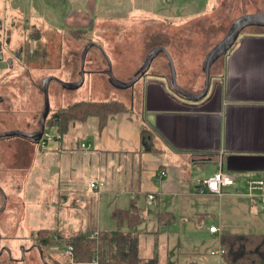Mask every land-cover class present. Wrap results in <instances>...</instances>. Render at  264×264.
<instances>
[{"label":"rangeland","instance_id":"rangeland-1","mask_svg":"<svg viewBox=\"0 0 264 264\" xmlns=\"http://www.w3.org/2000/svg\"><path fill=\"white\" fill-rule=\"evenodd\" d=\"M8 1L0 0V41L11 42L10 46L0 50V134L12 131L32 133L38 130L46 102L41 82L50 76H56L66 83L78 84L84 72L83 84L75 89H65L54 80L50 82V117L81 101L138 103L145 87L144 80L149 77L145 76L132 87L121 88L112 83L107 71H112L114 78L119 81H132L137 74L134 73L135 69L144 66L143 56L158 48L155 45L159 43L166 45L180 88L205 86L204 67L213 48L225 39L239 18L264 10V0H210L208 4L203 0L204 5L193 10L200 14L184 19L163 18L164 21H160L159 13L166 16L174 0H132L126 6L134 5L139 9L137 12L130 16L118 14L116 19L112 18L113 21L106 19V25L98 19L95 28L86 36L82 34L80 38H84V41L79 42V38L68 31L33 30V26L26 21L29 19L32 22L31 15H16L14 18L10 15L12 13L5 14ZM152 11H157V14ZM202 17L201 21L189 26L188 20ZM13 18L14 25L11 24ZM163 23L167 29L160 27ZM252 31L262 32L264 29L248 27L240 38ZM89 41L98 48L82 52L85 47L83 44ZM19 47L39 49L46 52L48 58L33 64L25 63V57L23 60L13 58L12 52ZM70 48L74 57H69ZM166 58L165 54L155 58L149 73L159 71L155 66L160 65L163 70L171 72ZM26 70L31 76L26 74ZM218 79L211 72L206 98L212 95ZM96 131V119L73 123L65 135L61 149L63 158L57 156L49 160L42 142L21 136L0 138V209L4 207L0 212V264H72L65 255L66 247L62 246L60 237L68 238L78 231H86L82 229L87 227L85 219L89 221L90 215L94 216V225L99 231L117 229L113 213L122 207L123 200L129 204L132 198L120 195V199L115 201V197L108 193L99 196L86 182L85 176L88 175L89 179L93 174L90 163H97L98 156L95 158L90 155L92 159L85 160L89 157L83 156L85 150L80 144L93 137ZM49 133L55 134V129L49 128ZM56 136L62 138L61 135ZM79 146L80 152L70 155L73 153L70 148L76 150ZM127 162L130 161L127 160L126 167H122L119 172L123 181L124 168L129 170ZM209 171H205L207 176L211 174ZM2 191L7 197L6 205ZM137 197L148 211L145 212V221L139 225V254L145 256L140 257L151 259L156 256L152 254L156 253L160 264H164L165 260L168 264H186L196 256L213 259L216 264H220L218 261L221 256H215L212 252L220 249L221 234L213 236L208 233L211 222L218 227L211 217L207 218L201 231H196V227L192 229L193 233H178L180 223H174L170 228L159 226L153 216L155 203L146 204L145 194ZM83 202L88 206L84 207ZM258 209L261 211L260 207ZM44 229L50 230L54 239L49 245L42 246L43 260L37 246L42 245L38 236L39 231ZM257 232L264 233V230Z\"/></svg>","mask_w":264,"mask_h":264},{"label":"crops","instance_id":"crops-1","mask_svg":"<svg viewBox=\"0 0 264 264\" xmlns=\"http://www.w3.org/2000/svg\"><path fill=\"white\" fill-rule=\"evenodd\" d=\"M130 1L132 0H9L5 14L12 13L10 15L14 18L16 15H31L32 22L25 20L29 21L28 24L35 31L44 29L57 33L68 31L72 34L73 31L82 30L86 36L95 28L98 19L105 24L106 19L113 21L118 14L130 16L137 12L139 9L134 5L133 8L126 6ZM209 1L206 0L207 4ZM203 5V0H174L168 8L167 17L159 13V20L192 17L200 14L193 10ZM153 14H157V11ZM14 18L12 25L15 24ZM203 18L188 20L189 26ZM166 26L165 23L160 24L163 29H167ZM255 28L264 29L251 27ZM159 46L166 48L161 43L155 45ZM147 56H143V62ZM166 62L169 63L168 58ZM155 69L159 71H148L146 77L149 78L144 80L145 87L138 103L125 102L127 112L111 116L101 134L97 130L93 137L81 142L80 146L82 143L89 145L88 149H84L83 156L89 157L85 160L98 156L97 163H90L93 174L89 179L88 175L85 176L90 189L97 191L99 196L102 193L111 194L115 201L120 199V195L131 196L132 202L127 204L128 201L123 200L119 209H128L135 202L142 211L144 221L145 212L148 211L137 200V196L145 194L146 204L155 203L154 218L158 220L162 212L175 214V223L181 225L178 233H193L196 227V231H201L209 217L218 223L221 234L226 231L258 233V230H264L263 204L243 192L250 177L264 179V31H252L239 37L228 54L212 66L211 72L220 81L217 80L212 95L201 101H190L173 92L169 87L171 72L163 70L162 65L155 66ZM203 87L186 86L183 90L196 93ZM144 125L153 132L154 144L159 152H142L140 132ZM52 135L54 136L50 141H41L45 145V155L48 160L56 159L57 156L61 159L64 156L61 149L65 136L60 138L56 134ZM80 146L76 150L70 148L73 150L70 155L80 152ZM127 160L130 161L127 162L129 170L124 168L123 181L119 172L122 167H126ZM139 169L141 172L138 176ZM220 169L238 177L235 186L228 188L223 196L198 194L199 182ZM207 170H210L209 176L205 174ZM160 171H166L167 176L159 184L155 178ZM138 178L141 182L137 192ZM92 181L104 182V186L91 188ZM86 188L89 189L87 186ZM150 193L155 194L153 201L148 200ZM83 204L84 207L88 206L84 202ZM71 205L72 209L74 200ZM93 218L90 215L89 221L85 219L87 227L82 230L87 231L90 225L95 226ZM210 224L215 225L213 222ZM139 227L137 231L141 234ZM208 233L218 235L210 231ZM152 255L157 256L156 253ZM190 260L188 264L217 263L213 259L196 256L193 261ZM218 262L223 264L222 258ZM164 264H168V261L165 260Z\"/></svg>","mask_w":264,"mask_h":264},{"label":"trees","instance_id":"trees-1","mask_svg":"<svg viewBox=\"0 0 264 264\" xmlns=\"http://www.w3.org/2000/svg\"><path fill=\"white\" fill-rule=\"evenodd\" d=\"M264 28V27H260ZM84 31L76 30L72 34L82 37ZM128 106L121 101H81L66 109L55 112L47 121L56 135L64 137L73 123H86L96 119L97 130L101 134L113 115L125 113ZM142 152H159L154 144V134L146 125L141 128ZM141 172L139 169L138 176ZM141 180L137 181V192ZM113 219L117 229L111 232L99 231L95 226L87 231H78L68 238H61L63 247L72 246V264H158L157 256L144 259L139 254V232L137 228L144 221L141 209L134 203L128 209H116ZM177 221L173 212H162L158 216L161 227H169ZM96 233L97 236H93ZM41 247L47 246L53 239L50 230L39 231ZM58 238V237H57ZM223 250V264H264V233H242L226 231L220 237Z\"/></svg>","mask_w":264,"mask_h":264},{"label":"water","instance_id":"water-1","mask_svg":"<svg viewBox=\"0 0 264 264\" xmlns=\"http://www.w3.org/2000/svg\"><path fill=\"white\" fill-rule=\"evenodd\" d=\"M248 27H264V10L260 13L257 14H251V15H246L241 18H239L231 27L228 35L225 37V39L220 42L216 47L213 48L211 53L209 54V57L207 59V62L204 67V72H205V78H206V83L204 87V91L200 94H192L189 93L188 91L183 90L177 85L176 82V73L174 69V64L172 61V58L168 52V50L160 46L156 49H154L152 52L149 53V55L146 57V60L144 62V66L139 70V72L136 74L135 78L130 81V82H122L114 78L112 71L108 70L107 74L110 76L111 81L114 85L121 87V88H129L134 86L138 81H140L143 77L146 76L147 72L150 70L153 61L155 58H157L160 54H165L166 57L168 58L169 65H170V70H171V75H172V80L169 82V87L170 89L175 92L176 94L187 98L190 101L198 102L203 100L209 92L210 88V76H211V68L212 66L222 57L226 56L228 50L232 48V46L236 43L242 32L248 28ZM91 46V45H90ZM90 46H87L84 52L89 51ZM56 79L58 80L65 88L67 89H75L83 84L84 81V72L82 73V79L78 84H70L66 83L64 81H61L55 77H48L43 81V88L42 91L45 94V106L43 113L40 118L38 130L34 131L32 133H24L20 131H12V132H5L0 134V138L3 137H11V136H21L27 139H31L35 142H41L44 141V135H45V129H46V122L49 116L50 112V103H49V95H48V87L50 82ZM4 202L6 205L7 202V197L4 191H2ZM4 210V207L0 209V212ZM1 239V238H0ZM40 254L42 259L44 260V254L42 249L39 248ZM10 252V251H9Z\"/></svg>","mask_w":264,"mask_h":264},{"label":"built area","instance_id":"built-area-1","mask_svg":"<svg viewBox=\"0 0 264 264\" xmlns=\"http://www.w3.org/2000/svg\"><path fill=\"white\" fill-rule=\"evenodd\" d=\"M54 135L51 133H45L44 135V142L50 141L53 138ZM82 149H88L89 145L87 143H82L81 145ZM167 172L166 171H160L159 174H157L155 181L158 182L159 184L162 183L164 178H166ZM237 176L232 174L229 171H226L224 169L218 170L216 173H214L212 176L202 180L199 182L200 186L198 188V194L204 195V194H212V195H217V196H223L226 193V190L232 186H235ZM91 188H100L104 186V182H95L92 181L90 182ZM244 194L256 198L260 200V202L263 204L264 207V179L258 178V177H250L245 185V190H243ZM155 199V194L150 193L148 194V200L153 201ZM209 231L212 234H221L220 228L216 226H211ZM93 236H97L96 233L93 234ZM213 255L216 256H221L223 255V250L220 249L217 251L212 252ZM65 255L67 257H70L73 255V248L72 246L66 247L65 250ZM95 264V263H94Z\"/></svg>","mask_w":264,"mask_h":264},{"label":"flooded vegetation","instance_id":"flooded-vegetation-1","mask_svg":"<svg viewBox=\"0 0 264 264\" xmlns=\"http://www.w3.org/2000/svg\"><path fill=\"white\" fill-rule=\"evenodd\" d=\"M33 39H34V36H33ZM77 41H79V42H83L84 41V38H79V40H77ZM11 45V42H10V40L9 41H0V50H2L3 48H6V47H8V46H10ZM91 45V46H90ZM83 46H85L84 47V50L82 51V52H84L85 51V49L87 48V46H90V49L89 50H91V49H94V48H98V46L97 45H94L93 44V42H86V43H84L83 44ZM73 50H72V48H70V50H69V57H74V54H73V52H72ZM12 54H13V58L15 57V58H17V59H20V60H23V58L25 57V63H29V64H33V63H35V62H40V61H44V60H46L47 58H48V54H46V52L44 53V52H42L41 50H36V49H34L33 47L32 48H30V47H19L16 51H14V52H12ZM82 55H83V53H82ZM153 64V63H152ZM152 67V66H151ZM151 69V68H150ZM139 72V71H138ZM137 72V73H138ZM148 73V72H147ZM26 74H29L30 76H31V73L29 72V71H27L26 70ZM50 77H55V78H57L56 76H50ZM144 78V77H143ZM59 79V78H58ZM54 81H56V82H58V83H60L58 80H56V79H53ZM62 80V79H61ZM171 80H172V75H171V77H170V82H171ZM61 84V83H60ZM62 85V84H61ZM205 87V86H204ZM204 87L202 88V90L200 91V92H196V93H194V92H192V93H194V94H200V93H202L203 91H204ZM43 88V83L41 82V89ZM65 88V87H64ZM65 89H67V88H65ZM50 119V114H49V116H48V119H47V121ZM46 125H47V122H46ZM45 133H49V131H47V127H46V129H45ZM45 138V137H44ZM43 138V139H44ZM39 248L41 249L42 247L41 246H37V250L39 251ZM30 249V248H29ZM31 250H33V249H31ZM26 251V250H25ZM48 264V263H47Z\"/></svg>","mask_w":264,"mask_h":264}]
</instances>
